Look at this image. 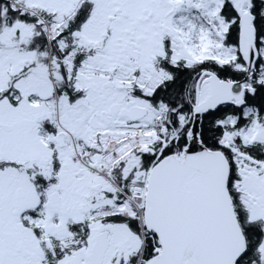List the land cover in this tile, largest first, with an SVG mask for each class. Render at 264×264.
Instances as JSON below:
<instances>
[{
	"label": "snow or ice",
	"instance_id": "snow-or-ice-1",
	"mask_svg": "<svg viewBox=\"0 0 264 264\" xmlns=\"http://www.w3.org/2000/svg\"><path fill=\"white\" fill-rule=\"evenodd\" d=\"M0 264H264V0H0Z\"/></svg>",
	"mask_w": 264,
	"mask_h": 264
}]
</instances>
